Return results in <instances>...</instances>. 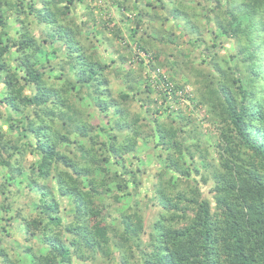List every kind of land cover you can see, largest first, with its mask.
Here are the masks:
<instances>
[{
	"label": "clouds",
	"instance_id": "clouds-1",
	"mask_svg": "<svg viewBox=\"0 0 264 264\" xmlns=\"http://www.w3.org/2000/svg\"><path fill=\"white\" fill-rule=\"evenodd\" d=\"M48 9L55 12L51 20ZM172 9L179 11L173 15ZM0 17L5 21L0 54L8 45L3 56L8 71L0 73V143L15 147L0 156L23 169L9 189L8 167L0 164V264H59L61 258L41 243L45 235H59L65 247L77 241L69 249L72 264H157L170 253L183 264H201L205 252L209 264L217 259L234 264L227 201L233 198V206L247 212V202L237 198L241 180L264 155V0H0ZM65 29H71L70 38L61 35ZM132 32L136 36L130 40ZM121 57H126L123 63ZM25 58L38 79L18 67ZM89 65L99 70L88 84L81 83L77 73ZM104 79L107 85L98 84ZM47 87L55 88L56 96L34 102L40 97L37 89ZM9 101L19 114L10 110ZM97 103L107 110L99 111ZM117 109L124 110L123 116L114 114ZM49 111L63 120L46 119ZM102 116L109 129L115 123L130 125L127 132L106 133L116 136V147L130 145L116 165L112 157L99 164L107 148L88 143L94 131L83 136L73 131L95 128L93 121ZM10 123L17 124L15 130H8ZM41 123H49L50 136L70 135L89 149L84 159L76 153L77 143L63 146L75 163L92 172L88 179L95 194L82 188L91 201L89 215L77 219L67 207L61 209L59 225L49 224L37 206L51 205V197L41 201L25 188L35 179L55 189L52 177L45 180L29 169L39 166L40 157L35 139L22 130ZM159 128L166 130L160 143ZM233 185L226 193L225 186ZM165 204L177 210L165 211ZM205 218L217 241L207 248L197 228ZM75 223L98 227L103 234L89 246L64 233ZM244 245L241 252L249 264H264V239L249 237Z\"/></svg>",
	"mask_w": 264,
	"mask_h": 264
},
{
	"label": "trees",
	"instance_id": "trees-1",
	"mask_svg": "<svg viewBox=\"0 0 264 264\" xmlns=\"http://www.w3.org/2000/svg\"><path fill=\"white\" fill-rule=\"evenodd\" d=\"M147 7V5H146ZM179 10L172 9L170 14L175 15ZM46 18L51 20L55 17V12L51 9L46 10ZM5 21L3 17H0V26H4ZM194 27V25H191ZM61 28L64 26L61 25ZM138 27V26H137ZM61 35L71 37V29H65ZM136 33L132 32L129 36L130 39L135 38ZM10 43V42H9ZM127 47V46H126ZM8 45L6 44L4 47V51L0 54V73L8 71V64L3 60V56L7 55ZM82 61H86V57H80ZM121 62L123 63L126 57H121ZM19 60V57L13 61L16 63ZM18 67H23L26 69L25 76H30L32 79H38L39 74L32 73L30 69V65L25 58L23 61H20ZM100 67H103L102 65ZM99 69H94L92 66L87 67V71H81L77 73V76L81 83L88 84L92 79V76ZM254 74V73H253ZM23 80V77L21 78ZM109 83L108 80H100L98 84L107 85ZM7 86H12V78L9 77L7 80ZM40 92V97H34L33 101L37 103H44L46 99L49 97H55L57 94V90L53 87L47 88H39L37 89ZM105 91H110L109 89H105ZM6 100L8 98H5ZM57 103H61L59 100ZM61 106L63 104L61 103ZM10 110L14 113L19 114L21 109L14 103L9 101ZM95 107L101 111H106V107L102 103H97ZM117 116H123L124 110L117 109L114 113ZM51 118L53 120L60 119L63 120V117L58 115L53 111H49L46 114V119ZM26 119V118H25ZM105 117L100 118V122L95 124V128H91L90 126H80L74 128L73 131L77 135H87V131H94L95 137L89 139L88 143L92 146V148H96L99 146L100 148H107V154L101 156L99 158V164L106 165L109 162V157H112V164L116 165L118 160L123 159L119 154L123 151L130 150V145H123L120 148L116 147L115 144L112 143L116 139L115 135L106 136L107 132L114 133H122L127 132L130 128L128 124H120L115 123L111 129L107 128L105 124ZM17 124L10 123L8 126L9 131L15 130ZM61 127L66 128L67 125L62 123ZM2 131V129H0ZM27 136H31L35 139L34 151L40 157L38 161V167L35 163L29 165L30 170H34L35 173H38L39 176L45 180L49 177L55 181V189L51 187L47 183H38L35 179H29L28 184L25 185L26 189L34 190L35 194H38L41 197V201H43L44 196L47 195L51 197V205L47 203H41L37 206L39 211H42L45 215H47V220L49 224L59 225L61 223L60 212L61 209H67V207L71 208V211L75 214L77 219L82 218L84 216L89 215L87 211L88 205L91 203L90 200L85 198V194L82 191V188L87 187L88 192L95 194V188L93 186V181H90L88 177L92 175V172L89 168L80 167L77 163H75L74 155L71 151H68L63 148L64 145H68L69 147L73 143H77L72 140L70 135H60L59 133L53 132L52 135H49V132L52 131L49 123H41L38 126H26L22 130ZM165 129L159 128L156 130V137L158 143L163 141ZM257 134H259L260 129H257ZM133 136L139 138L138 132H133ZM2 140V137H0ZM15 150L14 146L9 144L0 143V152H8L11 153ZM76 153L80 158L87 159L89 155V149L85 148V146L81 143H77ZM257 155H260L259 152ZM11 159V155L8 156V160ZM191 159V157H189ZM261 163H257L255 165H251L249 168L245 169L247 173L246 177H242V188L241 193L237 198H243L246 203L247 212L240 210L238 207H234V199L229 198L228 204L229 209L226 210L225 215L228 217L226 221L227 224V232L230 237L234 240L233 247V255L235 257L234 264H249V259L241 252V249L244 248V240L252 237V238H262L264 239V173L260 171L262 167H264V155L260 156ZM0 164H5L8 167V176H7V187L9 189L14 188L13 180H19L20 177L23 176V169L18 167H12L7 165V161L3 156H0ZM227 168V166H225ZM253 168V170H252ZM256 169V171H255ZM53 171L55 175L53 176ZM182 171V170H178ZM187 175V173H184ZM235 189V185L231 188L225 186L224 190L227 192L233 191ZM110 191V190H109ZM121 191L120 187L117 186V194ZM2 194V193H0ZM64 201H67V206ZM220 203V201H217ZM165 211H176L174 207H168L167 204L164 205ZM55 213V214H50ZM93 216H97L98 213H91ZM130 218H125L123 221L127 227H130L128 220ZM198 235L202 240V247L207 248L209 244H214L217 241L210 237V225L205 218L198 226ZM64 233L70 236L77 237L78 240H83L85 244L91 246L96 243L95 238L101 236L103 234V230L98 227L89 228L87 223H75L69 226L64 227ZM243 233V236L241 235ZM31 235H34L31 234ZM41 243L46 245L51 252L59 259V264H72L69 249L76 246L77 241H69L68 246H64V241L61 239L59 235H45L41 237ZM30 251V249H29ZM170 251V250H169ZM77 259H81V257H77ZM50 264H57L56 260L50 261ZM157 264H183L182 261L178 260L175 254H171L168 257H162ZM201 264H209L208 254L204 253ZM215 264H220V260L217 259Z\"/></svg>",
	"mask_w": 264,
	"mask_h": 264
},
{
	"label": "rangeland",
	"instance_id": "rangeland-1",
	"mask_svg": "<svg viewBox=\"0 0 264 264\" xmlns=\"http://www.w3.org/2000/svg\"><path fill=\"white\" fill-rule=\"evenodd\" d=\"M130 39V38H129ZM131 40V39H130ZM127 47L129 46V45H126ZM100 122V121H99ZM97 122L96 121H93V124H96Z\"/></svg>",
	"mask_w": 264,
	"mask_h": 264
}]
</instances>
